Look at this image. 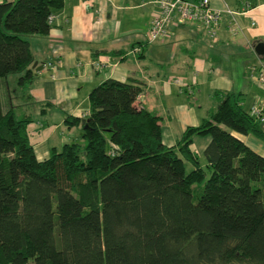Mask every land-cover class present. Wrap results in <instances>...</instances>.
I'll return each mask as SVG.
<instances>
[{
  "label": "trees",
  "instance_id": "obj_1",
  "mask_svg": "<svg viewBox=\"0 0 264 264\" xmlns=\"http://www.w3.org/2000/svg\"><path fill=\"white\" fill-rule=\"evenodd\" d=\"M64 3L0 0V264H264V154L233 132L264 141V129L240 93L219 91L169 145L161 115L138 100L143 82L108 77L86 116L66 117L83 141L38 157L33 113L15 100L36 77L25 34H47ZM196 135L211 136L206 166Z\"/></svg>",
  "mask_w": 264,
  "mask_h": 264
},
{
  "label": "crops",
  "instance_id": "obj_2",
  "mask_svg": "<svg viewBox=\"0 0 264 264\" xmlns=\"http://www.w3.org/2000/svg\"><path fill=\"white\" fill-rule=\"evenodd\" d=\"M211 4L222 13L216 36L203 22L188 20L173 25L163 39L149 41V26L159 10L156 0H65L47 34L28 35L38 60L32 65L36 77L28 89L32 96L15 98L22 103L19 112L33 113L28 131L38 157L81 139L82 125L70 126L66 117L86 116L91 89L108 77L143 82L138 100L161 115L169 145L217 108L219 91L240 93L246 110L260 106L264 114V55L254 49L264 41V0ZM228 7L237 12L232 15ZM1 81L4 89L11 88L9 76ZM202 88L208 105L198 97ZM233 132L264 154L263 140ZM210 140V135H196L191 147L204 153Z\"/></svg>",
  "mask_w": 264,
  "mask_h": 264
},
{
  "label": "built area",
  "instance_id": "obj_3",
  "mask_svg": "<svg viewBox=\"0 0 264 264\" xmlns=\"http://www.w3.org/2000/svg\"><path fill=\"white\" fill-rule=\"evenodd\" d=\"M159 6L158 12L153 16L149 30L148 40H161L168 35L173 25L183 24L188 20H199L204 23L212 36H216L220 25L221 11L213 7L211 0H156ZM232 15L237 12L233 8H227ZM56 18V13H51V22ZM138 49V48H136ZM52 66L54 64L50 62ZM264 81V67L260 73ZM143 93L139 95V98ZM257 115L260 122H264V114L260 106H253L250 110Z\"/></svg>",
  "mask_w": 264,
  "mask_h": 264
},
{
  "label": "rangeland",
  "instance_id": "obj_4",
  "mask_svg": "<svg viewBox=\"0 0 264 264\" xmlns=\"http://www.w3.org/2000/svg\"><path fill=\"white\" fill-rule=\"evenodd\" d=\"M31 33H27V34H25L26 36H28V35H30ZM18 75V73L17 72H15V73H11L10 75H9V81H10V83H11V88H13V87H15L16 85L13 83V79L16 77ZM202 92L203 93H198V97L200 98V100H202L203 102H205V105H208L209 104V102L207 101V96L205 95L206 94V89L205 88H202ZM143 93H144V91H143ZM2 95L6 98V95H7V93H6V91L4 90V89H2ZM157 109H159L160 110V112H161V109L158 107ZM167 117L165 116V123L164 124H167L166 122H167ZM82 139V138H81ZM80 139V140H81ZM81 141H83V139L81 140ZM200 158H201V163L204 165V166H206V158H205V155H204V153L203 152H201V154H200ZM185 163H186V168H187V170H189V169H191V167H192V164L189 162V161H185Z\"/></svg>",
  "mask_w": 264,
  "mask_h": 264
},
{
  "label": "water",
  "instance_id": "obj_5",
  "mask_svg": "<svg viewBox=\"0 0 264 264\" xmlns=\"http://www.w3.org/2000/svg\"><path fill=\"white\" fill-rule=\"evenodd\" d=\"M255 51L260 54L264 55V41H259L254 45ZM38 63V60H35L33 63V67H36Z\"/></svg>",
  "mask_w": 264,
  "mask_h": 264
}]
</instances>
